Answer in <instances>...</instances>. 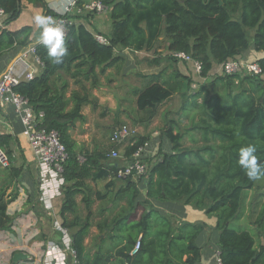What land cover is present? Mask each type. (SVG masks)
<instances>
[{
  "label": "trees",
  "instance_id": "1",
  "mask_svg": "<svg viewBox=\"0 0 264 264\" xmlns=\"http://www.w3.org/2000/svg\"><path fill=\"white\" fill-rule=\"evenodd\" d=\"M37 1L43 2L46 15L53 12L43 0ZM20 2L0 0V9L6 15L4 26L19 17ZM101 2L110 7L109 43H100L83 23L73 25L66 39L69 51L63 62L51 63L47 49L37 45L43 67L41 73L15 88L27 98L37 115L43 113L40 127L56 130L66 146L69 157L63 177L65 183H73L63 189L61 224L74 229L75 264H195L201 256L197 239L205 223L179 222L157 210L152 199L182 202L214 216L220 231L222 264H264V201L254 221H241L245 216L246 193L258 181L249 180L238 165L239 149L247 143L257 145V159L264 163V57L257 60L263 69L262 75L219 74L196 91L192 89L191 76L184 75L178 68L171 74L165 70L150 75L149 83L139 91L136 101L138 109L146 116L139 121H152L160 105L180 94L183 97L181 110L190 122L182 131L179 119L167 121L164 134L172 152L160 149L156 154L157 159L151 163L147 174V194L143 200H139L140 179L119 178L117 174L122 165L102 163V159H110V151L87 154L81 161L70 132L77 122L86 121L82 111L85 105L99 106L85 82L91 81L92 88L98 85L99 77L119 61L117 48L151 49L165 36L170 53L184 52L200 61L201 75L208 78L215 65L242 58V53L251 45L264 52V0ZM31 33L30 26L18 31L0 28V57L14 47H28ZM165 58L174 64L179 61L170 54ZM68 77L78 86L70 96H67ZM194 131L205 143L185 146L184 136ZM148 141V135L135 134L128 140L123 154L120 152L121 157L125 161L130 159ZM0 144H3L1 137ZM93 169L94 178H108L109 171L111 175L108 191L99 192V196L124 201L125 205L116 215L99 223V233L105 236L100 240L98 237L96 251L91 254L85 244L90 235V217L86 218L87 222H81L78 216L70 220L68 214L74 213L79 187ZM10 173L11 182L18 179L20 171L12 168ZM115 180H123L125 184L115 188ZM7 189L8 185L0 187V231H11L14 221L7 207L17 193L8 194ZM251 214L254 215V210ZM110 241L112 244L106 247L104 243ZM138 241L140 248L135 250Z\"/></svg>",
  "mask_w": 264,
  "mask_h": 264
},
{
  "label": "crops",
  "instance_id": "2",
  "mask_svg": "<svg viewBox=\"0 0 264 264\" xmlns=\"http://www.w3.org/2000/svg\"><path fill=\"white\" fill-rule=\"evenodd\" d=\"M45 4L51 9V11H59L63 6L69 2V0H43ZM91 1V0H83ZM21 13L19 17L4 26L3 21L5 14L0 16V28H5L11 31H18L24 26H30L32 33L29 37L31 44L37 42L40 29L34 24V15L36 13H42L46 15V10L43 2L37 0H21ZM80 21L91 31L96 34H102L108 38L112 31V19L110 14V7L105 6V11L99 14H93L88 17H80ZM30 44V45H31ZM169 40L163 36L159 39L155 46L151 49L134 50L133 48H117L116 55L119 56V61L106 69V71L99 77V83L92 88V82L86 81L85 85L91 92L93 97L98 101L99 106L94 107L91 104H87L83 107V114L86 116L84 123L77 122L74 127L70 129L71 136L74 139V150L78 153L81 161L86 159L87 154L108 152L102 146L97 143L84 142L81 143L77 138V129H81L80 134L86 136L88 133V117L90 111L97 112L104 106L107 101L110 105L118 107L122 111L121 105L128 95L135 96L137 101L138 93L149 83V77L153 74H158L161 71L171 74L174 69L178 68L181 73L186 76H191L192 84L198 83V78L204 79L203 76L196 74L192 62L179 60L175 66L172 67L170 61L166 59L168 51ZM25 48L14 47L6 51L0 57V70H6L12 67L16 72L22 74L25 71L26 64L24 58H21V54ZM244 59L258 60L264 57V52L257 51L253 45L245 50L242 55ZM27 62L35 67L36 76L42 71L41 62L38 63L34 55H30L27 58ZM220 68V69H219ZM99 70V69H98ZM221 70V64L215 65L210 76L213 78L216 71ZM139 76L140 87L136 88L134 85H130L126 80L128 76ZM221 74L218 73V75ZM223 74V71H222ZM22 81H27L24 78ZM69 78L70 87L67 92V96H70L72 90L78 89L75 85L74 79ZM207 81V80H206ZM60 82V81H59ZM195 91V90H193ZM117 109V111H118ZM117 111L105 107L101 113V117L108 114H114ZM114 117V115H113ZM112 117V118H113ZM151 123V122H149ZM146 124V122L144 123ZM85 125V126H84ZM121 125H115L112 129L113 132ZM25 128L21 120V115L16 111L12 102L6 101L3 107L0 109V137L3 140L1 145L8 153L11 165L9 168H4L0 165V187L8 185L7 193L15 194L17 197L14 201L8 204L7 212L14 218L11 231H0V264H14V255L17 252L26 253V257L23 260L16 261L15 264H38L39 258L42 254V247L50 241L55 240L56 237H62L61 232L55 227V222L61 223V208L64 202V191L66 187H69L73 182L67 181L61 188V192L51 199V207H47L42 200V191L40 187L39 168L36 160V156L33 152L32 145L28 137L25 135ZM161 134V133H160ZM144 135V134H142ZM110 136V142H111ZM157 140L153 138H155ZM150 138V136H149ZM162 138H166L167 142L163 149L164 152H172V146L169 139L162 131L161 137L159 131L153 129L152 137L150 138L151 148L146 149V155L150 156L151 152L155 156L161 147ZM156 142V143H155ZM111 144H113L111 142ZM114 146V145H113ZM126 144L123 148H125ZM148 146V145H147ZM102 163L109 165H124L126 162L124 159H102ZM18 169L20 171L19 177L16 180L10 182V170ZM94 169L90 176H86L83 180V185L79 187V192L76 195V207L74 213H69L70 220L76 216L81 218V222L86 221L87 217H90V234L98 230L99 223H102L106 219H110L116 215L125 205L124 201H114L113 198H101L99 192L105 193L108 191L107 184L110 183L111 175L109 171L108 178H94ZM96 171V170H95ZM10 174V175H9ZM75 183V181H74ZM123 180H115V188H120L124 185ZM148 177H144L138 181L140 196L139 200L146 198L147 194ZM66 186V187H65ZM117 190V189H115ZM154 207L162 214L171 216L177 221H189L192 223L203 222L205 223V229L198 237L197 242L201 248V256L195 264H218L217 253L220 252V231L216 228V219L214 216L206 214L203 210H198L192 205H187L178 201H159L151 200ZM73 227V228H78ZM90 236V235H89ZM89 236L86 238L85 244L88 248ZM105 236V235H104ZM101 235L99 240L104 237ZM61 241V240H60ZM112 242H105L107 247ZM89 252L93 254L96 251L89 249ZM75 259V258H74ZM186 259V257L184 258Z\"/></svg>",
  "mask_w": 264,
  "mask_h": 264
},
{
  "label": "built area",
  "instance_id": "3",
  "mask_svg": "<svg viewBox=\"0 0 264 264\" xmlns=\"http://www.w3.org/2000/svg\"><path fill=\"white\" fill-rule=\"evenodd\" d=\"M105 11V5L101 0H69L63 8L59 11L49 13L47 15L54 17L58 23H61L65 29L66 39L69 36L71 27L80 23L78 16H85L89 13L99 14ZM5 13L0 9V16ZM82 23V22H81ZM96 39L102 44H108L109 40L102 34H96ZM37 42L26 47L21 58H24L26 64L25 71L20 74L12 67L6 70H0V109L6 101L14 104L15 109L21 115V120L25 128V135L28 137L32 145L33 152L39 168L40 187L42 191V200L47 207H51V198L61 192V188L65 184L63 177L64 165L69 157L66 146L60 140L59 134L56 130H48L40 127V122L43 118V113L38 115L33 107L28 102L27 98L16 91V86L22 82V75L25 79L31 80L36 76V69L27 62L30 55H34L36 61L40 63L37 55ZM172 57L178 60L192 62L196 74L200 76L202 73V64L200 61L193 59L189 54L184 52H169ZM223 74H247L251 76H260L263 74V69L257 60H249L240 58L238 60H230L221 64ZM204 79H206L204 77ZM193 89L198 88V84H193ZM136 129L129 127L126 124L118 127L111 136V142L115 145L111 149L108 156L111 159H118L121 157L117 145L126 143L132 136L137 134ZM147 145L140 147L130 159L126 160L125 164L118 170L117 176L125 178L132 176L135 179H142L147 177L150 170V165L146 160ZM0 165L2 167H9L11 160L8 153L0 144ZM55 227L61 232V243L50 241L46 255L44 257V264H66V254L74 255L75 251L72 246V235L68 228L62 226L58 221L55 222ZM140 248V241L137 242L135 250ZM76 262V261H75ZM217 263H221L220 252L217 253Z\"/></svg>",
  "mask_w": 264,
  "mask_h": 264
},
{
  "label": "rangeland",
  "instance_id": "4",
  "mask_svg": "<svg viewBox=\"0 0 264 264\" xmlns=\"http://www.w3.org/2000/svg\"><path fill=\"white\" fill-rule=\"evenodd\" d=\"M88 16V15H86ZM250 60V59H249ZM170 61V60H169ZM172 67L175 66L174 62L170 61ZM220 69V68H219ZM222 74L221 70H218L215 72L214 75H218V73ZM215 77V76H214ZM213 77V78H214ZM204 78V77H203ZM212 79V77L209 75L208 78L206 79H200L198 78V88L201 84H207L208 81ZM130 85L136 86V88L140 87V79L139 76L134 75V77L128 76L126 79ZM207 80V81H206ZM193 89V88H192ZM195 90V89H193ZM196 91V90H195ZM129 92L125 93L127 95V98L123 101V104L121 105L122 111L118 109V107H114L110 105L107 101L104 103V106H102L101 109H98L97 112H92L90 111L89 114V119H88V124L89 127L86 129L88 132L86 136H83V134H80L81 129L83 128L82 126L77 129V138L81 143H86V142H91V143H97L99 146H102L105 150H110L112 149L115 145L111 144L110 142V136L112 129L114 126L117 125H123L126 124L131 128L136 129L138 134H144L152 137L153 134V129L159 131V136L161 137L162 131L165 129V126L167 124V121L170 119H179L180 120V128L182 131L186 130V127H188L190 120L188 117L184 115V112L181 110L182 102H183V97L180 94L174 95L172 98L164 102L162 105L158 107L157 113L155 118L149 122H140L139 120L146 117L142 111H140L137 107L136 99L135 96H130L128 95ZM105 107L112 109L114 111H118L114 114H108L107 116L101 117L102 111L105 109ZM182 113L184 117L182 116ZM114 115V117H113ZM113 117V118H112ZM85 126V125H84ZM83 130V129H82ZM161 133V134H160ZM149 138V141H150ZM192 138H195L197 141H193ZM157 140L156 137L153 138V141ZM148 141V146L147 148H151L150 143ZM151 142V141H150ZM167 142L166 138H162L161 140V149L163 150L165 147V144ZM128 141L126 143L117 145V148L120 150L121 154L124 152V145H127ZM156 143V142H155ZM183 143L185 146H200L203 143H205L202 140L201 135L194 131L191 134H186L183 139ZM114 145V146H113ZM153 152V151H152ZM151 152L150 156L146 157V160L148 161L149 165L157 159V157L153 156L154 153ZM121 159H124L123 157H120ZM119 159V158H118ZM264 201V179L259 180L257 182V185L252 189L249 190L246 193V198H245V204H246V210H245V216L241 220L242 222H252L255 220V217L257 216V213L260 209L261 204ZM252 210H254V215H252ZM237 222L235 221L234 225L237 227ZM243 224V223H241ZM244 225V224H243ZM248 228H252L251 226H248ZM71 235L73 234L74 229L69 230ZM102 235V234H101ZM99 231L97 230L95 232H92L89 236L90 240L88 241V248L94 249L95 247V242L97 241L98 237H101ZM61 237H56L55 242L59 244L61 243ZM48 248V244L43 245L42 247V254L39 258L38 264H44V257L46 255V251ZM17 253H22L26 254L24 252H17ZM27 255V254H26ZM25 255V256H26ZM15 256V255H14ZM14 258V257H13ZM23 260V258H20L18 261ZM66 264H75V259L74 255L70 254V252H67L66 254Z\"/></svg>",
  "mask_w": 264,
  "mask_h": 264
},
{
  "label": "clouds",
  "instance_id": "5",
  "mask_svg": "<svg viewBox=\"0 0 264 264\" xmlns=\"http://www.w3.org/2000/svg\"><path fill=\"white\" fill-rule=\"evenodd\" d=\"M34 24L40 29L37 43L47 49V55L51 63L60 64L68 55L65 29L61 23L49 15L36 13ZM257 145L247 143L239 149L238 165L244 170L247 178L251 181L264 179V163L257 159Z\"/></svg>",
  "mask_w": 264,
  "mask_h": 264
},
{
  "label": "water",
  "instance_id": "6",
  "mask_svg": "<svg viewBox=\"0 0 264 264\" xmlns=\"http://www.w3.org/2000/svg\"><path fill=\"white\" fill-rule=\"evenodd\" d=\"M26 257L24 254L22 253H16L15 256H14V264L16 261H18L20 258H24Z\"/></svg>",
  "mask_w": 264,
  "mask_h": 264
}]
</instances>
